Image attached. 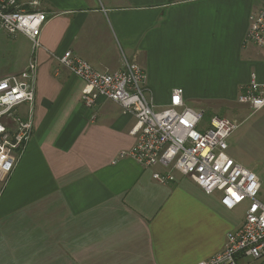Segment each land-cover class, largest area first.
Instances as JSON below:
<instances>
[{"label": "crops", "instance_id": "0c3cea01", "mask_svg": "<svg viewBox=\"0 0 264 264\" xmlns=\"http://www.w3.org/2000/svg\"><path fill=\"white\" fill-rule=\"evenodd\" d=\"M260 5L40 0L49 20L40 36L33 136L16 164L0 171V264H202L222 251L246 204L227 209L221 193L207 194L183 176L156 182L155 168L122 155L136 143V118L110 99L86 106L89 86L57 57L72 50L116 71L123 52L144 67L156 109L183 88L188 106L208 117L226 112L241 125L256 116L251 126L264 135V108L251 112L238 102L253 72L264 80V48L246 42ZM236 130L228 154L238 160L245 134ZM255 167L264 196V172Z\"/></svg>", "mask_w": 264, "mask_h": 264}, {"label": "built area", "instance_id": "2783aa9c", "mask_svg": "<svg viewBox=\"0 0 264 264\" xmlns=\"http://www.w3.org/2000/svg\"><path fill=\"white\" fill-rule=\"evenodd\" d=\"M40 0H0V29L23 34L31 43L26 67L0 78V169L9 171L26 150L34 131L38 88L40 36L49 20ZM246 42L264 48V0L252 15ZM60 65L82 79L89 89L82 102L96 107L101 98L119 103L136 118L134 146L123 152L146 168L160 184L190 178L207 194L233 210L246 204L242 224L227 234L222 251L202 264H264V196L256 172L231 157L228 139L241 121L205 108L188 106L184 89L175 88L169 106L158 110L146 87V71L122 52V66L101 71L72 50L57 57ZM240 104L257 112L264 108V80L255 72L241 88Z\"/></svg>", "mask_w": 264, "mask_h": 264}, {"label": "rangeland", "instance_id": "374dc122", "mask_svg": "<svg viewBox=\"0 0 264 264\" xmlns=\"http://www.w3.org/2000/svg\"><path fill=\"white\" fill-rule=\"evenodd\" d=\"M27 52H31V43L27 37L21 33L12 36L5 30L0 29V78L18 71L24 62L26 54H28ZM221 115L225 116L226 112H223ZM255 120L256 116H253L249 120H244L245 122L243 121L240 128L236 130L235 134L242 132L245 134L243 138L245 142L236 147L235 151L241 158L238 160L244 166L256 172L255 165H259L264 172V135L260 132L259 128L251 126V122L255 123ZM228 151L230 152V149ZM0 171L4 170L0 169ZM243 214V212H239V217H244Z\"/></svg>", "mask_w": 264, "mask_h": 264}]
</instances>
